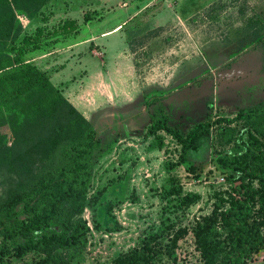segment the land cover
Listing matches in <instances>:
<instances>
[{
    "label": "rangeland",
    "instance_id": "374dc122",
    "mask_svg": "<svg viewBox=\"0 0 264 264\" xmlns=\"http://www.w3.org/2000/svg\"><path fill=\"white\" fill-rule=\"evenodd\" d=\"M16 17L21 37L68 20L78 24L67 37L44 38L17 56L19 66L45 73L99 138L81 216L87 242L69 264H114L171 226L163 252L177 230L188 229L173 248L177 263L165 253L155 262L193 264L191 230L230 193L217 158L250 128L243 120L216 121L264 103V0H50L33 20ZM159 116L182 134L197 123L211 127L193 149H183L165 132L148 133ZM11 180L0 171V200ZM186 195L197 200L183 206ZM213 231L224 240L220 228ZM37 260L28 254L5 261ZM247 264H264V250Z\"/></svg>",
    "mask_w": 264,
    "mask_h": 264
},
{
    "label": "trees",
    "instance_id": "16d2710c",
    "mask_svg": "<svg viewBox=\"0 0 264 264\" xmlns=\"http://www.w3.org/2000/svg\"><path fill=\"white\" fill-rule=\"evenodd\" d=\"M49 1L0 0V171L15 182L9 196L0 200V264L28 254L38 258L36 264H69L87 242V223L81 216L88 200L93 154L99 145L97 131L45 73L29 64L19 66L22 63L17 59L38 49L44 38L60 33L67 37L77 30V22L68 20L55 31L40 27L33 35L21 37L16 14L33 20ZM88 20L85 15L84 22ZM12 51L17 53L13 59L8 55ZM14 65L17 67L12 68ZM242 120L250 128L241 131L230 150L217 158L230 193L218 199L211 217L191 230L193 264H247L264 250V103L216 123L230 125ZM210 127L197 123L182 134L159 116L148 133L165 132L183 149H193ZM49 155L50 163L43 166ZM196 200V196L186 195L180 203L187 207ZM215 227L224 233L223 241L214 233ZM173 229H159L140 250L120 255L114 264H157L161 253L177 263L173 248L187 236L188 229L177 230L171 249L163 252V239Z\"/></svg>",
    "mask_w": 264,
    "mask_h": 264
},
{
    "label": "built area",
    "instance_id": "2783aa9c",
    "mask_svg": "<svg viewBox=\"0 0 264 264\" xmlns=\"http://www.w3.org/2000/svg\"><path fill=\"white\" fill-rule=\"evenodd\" d=\"M222 181H224V180H222Z\"/></svg>",
    "mask_w": 264,
    "mask_h": 264
}]
</instances>
